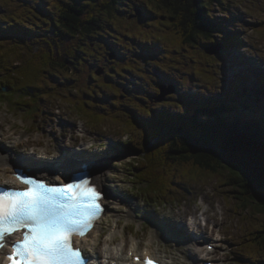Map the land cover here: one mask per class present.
Here are the masks:
<instances>
[{
    "label": "trees",
    "instance_id": "16d2710c",
    "mask_svg": "<svg viewBox=\"0 0 264 264\" xmlns=\"http://www.w3.org/2000/svg\"><path fill=\"white\" fill-rule=\"evenodd\" d=\"M100 1L104 2L102 7L111 6V0ZM150 2L159 7L155 9L158 14L168 12V17L177 26L181 38L190 44L197 43L200 37L213 36L215 22L211 4L222 5L220 0H150ZM25 5H31V2L25 1ZM66 5L67 13L70 15L62 16L61 21L65 29L62 32L56 30L62 35L60 42L53 39V33L48 42L38 40L32 31L23 33L24 39L30 43L27 47L17 39L1 42L5 48L0 49V82H4L2 86L8 89V95L19 97L32 107H37L41 101L50 97L51 83L58 84L61 78L56 73L66 78L70 72L66 60L76 56L72 50L78 39L85 41L89 46L94 44L92 50L97 54L100 47H103L104 42L101 40L111 38L100 36L101 32L95 38L101 17L95 12L93 3L73 0L67 1ZM82 32L85 35H81ZM175 35L178 38L179 35L177 33ZM236 42L238 37L228 40L226 44L234 46ZM109 46L114 47V44L110 43ZM168 51L173 52V47ZM102 58L106 63L111 62L106 55H102ZM102 58L98 56L93 61H102ZM93 61H86L87 68L80 69L79 84L82 77L90 78L85 74V70L91 76L96 69ZM119 75L121 73L116 68L109 67L107 71L105 69L103 77L113 84L118 81ZM127 79L130 82L134 80L132 76ZM82 104L86 105L87 102ZM229 109L230 113L215 101L211 108L190 109L188 114L191 117L189 118L186 113L177 124L176 117L172 119L166 114L165 117L169 121L160 124L158 130L151 131L152 125L148 124L142 131L143 162L134 167L135 170L142 169L137 172V179L144 180L151 188L152 194L160 197L167 191L169 184H172L171 181L180 178L183 180V174L196 181L217 180V188L220 186L222 189L224 187L229 189L231 196L228 195V191L224 196L238 206L234 211L236 215L243 212L248 205L264 213V119L256 116L247 123L238 118L233 120L235 112L231 107ZM139 119L147 121L144 116H140ZM229 119L232 122H227ZM165 128L169 130L159 136ZM184 187L187 188L185 185ZM256 229L259 230L255 234L261 230L260 241L253 239L247 249L253 251L254 247L256 252H253L264 257V224ZM250 263L264 264V260L256 259L255 263Z\"/></svg>",
    "mask_w": 264,
    "mask_h": 264
},
{
    "label": "rangeland",
    "instance_id": "374dc122",
    "mask_svg": "<svg viewBox=\"0 0 264 264\" xmlns=\"http://www.w3.org/2000/svg\"><path fill=\"white\" fill-rule=\"evenodd\" d=\"M65 1L72 2L71 0ZM220 1L224 5H228L227 1L231 2L229 6L232 8V19L235 20L236 17L235 21L230 25L228 24L226 26L227 28L225 27L226 32L224 35H231V33L234 35L235 32L230 30L232 28L239 33L242 32V36L247 38V42L244 43L245 46L243 45V47H239L233 51V62L228 66L223 63L226 70L223 69L222 63L216 69H214L215 66L208 68L210 76L213 79L208 78L209 85L207 81H203V84H207L210 88V92H214V95L228 98V95L232 93H230V85H232L231 82L233 79L241 75L247 76L248 72L255 74L258 70H264V32H259L263 27L261 20H263L264 15V0ZM31 3L36 6L38 0H31ZM10 7L11 9L9 10L6 5V0H0V16L9 15L12 9L19 16L24 13L19 10L17 4H10ZM220 11V9L215 10L218 17ZM228 17H231V15H228ZM240 18L241 22L238 23L237 21H240ZM252 27L257 32L253 31ZM140 28L141 32L144 33H147L151 29V27L147 29ZM241 62L243 63L240 64ZM208 64L214 65L216 63L214 59H211V61L207 62ZM182 81L187 83L185 76H183ZM227 82L229 84L226 86L225 84ZM244 86L247 91L253 88L250 87L253 86L252 84H245ZM202 87L203 85L199 88ZM68 91L74 95V97H70V102L65 100V97L69 95L67 93ZM85 92L91 97L88 99L90 106L97 105L103 109L109 108V104L106 101H95L98 98L94 94ZM234 92L233 98L238 106L237 112H239L238 114L240 116H260L264 118V100H249L240 89ZM65 94L66 96L62 100L58 99L56 101V105L61 108L60 110L64 111L61 114L65 117L59 124H55L53 121L47 119L44 121L34 113L26 114L23 110H14L10 109L8 105H0V134L5 140H11L12 142L15 141L16 134H22V138H20L22 141L19 144V148L25 149L28 152L33 150L38 153L43 152L47 159L60 156L69 149L74 151L75 148L78 149V145L83 146L86 142H89L88 145H92L91 140L96 142V144H93L96 148L89 149L86 152L98 155L100 152L98 147H101L100 142L106 144L105 139L109 138L114 144V142L123 143L131 138L132 135L128 136L124 130H121L122 121L126 117L123 114L124 112L120 111V108L117 106H111L108 111L110 121L106 122V129L96 130L91 128V130L88 129L84 137H78L79 117L74 112H70L71 102L79 99L77 91L74 87H71L65 91ZM81 97L86 98L87 96L82 94ZM135 105L136 109L141 111L139 104ZM35 138H40L41 141H34ZM111 145H104L101 151L102 154L98 156L102 157L111 166L109 172L111 177L110 185L120 190V195L124 197L123 201H126V204H129L134 211V216L131 219L120 216L119 218L114 217L111 213L103 218L101 227L105 230H108L107 228L110 225L115 224V221L122 219L120 228L123 235L116 236L117 241L114 244L115 246L127 245L128 241L132 239V236H136L140 243L139 249L150 246L155 249L160 257L168 260L170 264H191V261H193V258H190L193 257L192 253L195 252V249H203L202 246L205 237L209 241H212L213 244L217 243L218 247L210 254L215 260V264H235L236 257L234 256L240 252L239 244L244 240L243 237L247 232L246 230L249 227H253V224H262L264 222V213L251 207L242 215H236L234 209L238 206L234 201L229 203L223 196L224 194L226 195L227 191L228 195L231 196L229 189L225 187L222 189L220 186H218V189L217 180H212L208 186H204L205 183L200 181V185L191 186L192 190L189 195L183 192V195L178 197L177 203L174 202L166 207H160L154 210L149 204L144 205L141 200L133 198L131 192L134 189L129 184L130 179L127 175L129 172L128 169H130V155L124 152L114 154L107 152L111 148ZM116 207L120 212L117 214L123 216V211L127 210L125 204L121 202ZM245 214L246 216L244 217ZM143 215H148L151 222L142 224ZM161 223L176 236V240L168 238L166 240L158 235L156 240L151 242L154 231L157 233L163 231ZM198 235H204V237L199 238ZM197 240L200 242H197ZM90 242L94 243V240ZM99 242L102 243V240H99ZM90 246L88 242V250H91ZM97 250H100V247ZM195 263L199 264V262Z\"/></svg>",
    "mask_w": 264,
    "mask_h": 264
},
{
    "label": "snow or ice",
    "instance_id": "6c2138e0",
    "mask_svg": "<svg viewBox=\"0 0 264 264\" xmlns=\"http://www.w3.org/2000/svg\"><path fill=\"white\" fill-rule=\"evenodd\" d=\"M17 182L24 187L0 191V250L6 247L7 238L16 233L22 235L12 241L7 261L86 264V257L72 237L82 238L92 230L103 211L101 193L86 179L56 185L22 172L3 179L4 185ZM144 255V264H157L147 251Z\"/></svg>",
    "mask_w": 264,
    "mask_h": 264
},
{
    "label": "bare ground",
    "instance_id": "6f19581e",
    "mask_svg": "<svg viewBox=\"0 0 264 264\" xmlns=\"http://www.w3.org/2000/svg\"><path fill=\"white\" fill-rule=\"evenodd\" d=\"M234 32L236 33V31L234 30ZM242 35V32H240L239 34H237L238 37V43L241 44V39L240 36ZM17 141L18 138L15 139L14 142H12L11 140H5L2 135L0 134V153L3 152V150L6 149H13V153H7V154H0V166L5 167L4 165L7 164L8 161V157L11 158V160H16L18 161L20 164L23 165H31L35 168V173H38V171L40 173H42L43 175H47L48 178L53 179L54 177H58L60 178L62 176L61 172H68L66 170L63 171H59L58 169H54L53 167L47 166L44 169H38L37 165L35 164H39V163H44L46 160L44 159L43 156V152L42 153H30L27 151H21L19 150L18 146H17ZM6 155V156H4ZM78 154H72L67 156L66 161L68 162H72L73 158H77ZM83 158V157H82ZM82 159H79V165L80 164H85L87 162V159L83 158L84 161H81ZM60 165L54 166V167H58ZM88 166L92 168L93 171V181L95 184H97L105 193L104 196V200L103 202L105 203V205L108 207V211L112 212L113 215L115 217H122L121 215L117 214V208L113 205L114 202L121 203L124 202L123 201V197L120 195V190L115 188L113 185H108V181H109V164L103 160L101 157H93L92 162L88 163ZM61 181V180H59ZM113 202H112V201ZM115 203V204H116ZM131 209L128 208L125 212L126 218H130L132 216L131 213ZM115 226V227H114ZM114 226H112L107 234V238H103V239H108L109 242H114L115 237L117 234H122V230L119 227V221H117ZM103 231V228L101 227V222L100 220L97 222L96 226L92 229V231L87 235L86 238H84L83 240H85V242L83 243V247H85L86 242L88 240H94V253L95 254H91L90 251L86 253L87 256L90 257V261L89 264H107V260L113 261V260H122L123 257H121L119 255V251L117 252V255L114 254V252L109 251V249H104V252H106L105 256H102V251L101 250H97L100 247V243L98 242V240H100L101 237V233ZM152 238H151V242H153V240H156V237H158V235H161L160 232H156L154 231L152 233ZM105 242V241H104ZM108 242V243H109ZM108 243H105L107 245L106 248H108V246L110 247V245ZM101 245H103V243H101ZM148 251H151L156 257L160 258L158 256L157 253H155V249H151V248H146ZM119 250H122V248H119ZM137 252V250H136ZM192 255L194 257H196L197 259L199 258V256L201 255L200 250H195V252L192 253ZM124 262L125 261H129L130 264H134L132 262V260L128 257L125 256V258H123Z\"/></svg>",
    "mask_w": 264,
    "mask_h": 264
}]
</instances>
